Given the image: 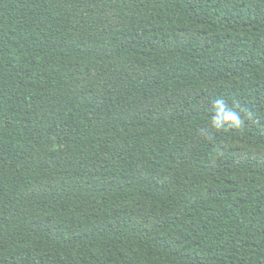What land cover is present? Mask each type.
I'll use <instances>...</instances> for the list:
<instances>
[{
	"label": "trees",
	"instance_id": "obj_1",
	"mask_svg": "<svg viewBox=\"0 0 264 264\" xmlns=\"http://www.w3.org/2000/svg\"><path fill=\"white\" fill-rule=\"evenodd\" d=\"M0 264H264V0H0Z\"/></svg>",
	"mask_w": 264,
	"mask_h": 264
},
{
	"label": "clouds",
	"instance_id": "obj_2",
	"mask_svg": "<svg viewBox=\"0 0 264 264\" xmlns=\"http://www.w3.org/2000/svg\"><path fill=\"white\" fill-rule=\"evenodd\" d=\"M252 116L253 113L251 111L244 109L237 111L225 99L221 98L213 101V115L210 123L217 131L239 130L244 127L246 119H251Z\"/></svg>",
	"mask_w": 264,
	"mask_h": 264
}]
</instances>
